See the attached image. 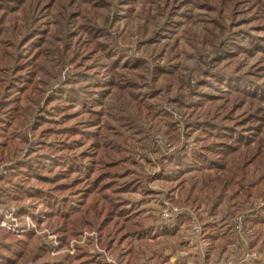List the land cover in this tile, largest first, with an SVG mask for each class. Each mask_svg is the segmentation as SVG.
Here are the masks:
<instances>
[{
    "label": "trees",
    "instance_id": "obj_1",
    "mask_svg": "<svg viewBox=\"0 0 264 264\" xmlns=\"http://www.w3.org/2000/svg\"><path fill=\"white\" fill-rule=\"evenodd\" d=\"M76 1L81 3L0 0V165L12 163L11 171L0 177L1 203L14 205L19 214L30 216L36 225L41 218L35 206L44 205L43 221L55 242L46 234L38 236L28 231L16 236L0 228V264H103L97 253H90L92 244L111 251L118 264H141L133 251L141 247L148 253L147 264H165L166 256L150 258L163 253L169 242L178 239L179 228L155 223L150 215L141 218L139 210L132 212L127 207L145 181L143 167L133 163L130 155L133 147L141 149L142 141L153 142L150 134L134 139L143 125L159 129L160 121L165 120L164 135L172 143L178 142L181 131L170 122L169 115H160V106L150 101L151 94L143 93V98L134 94L139 88L134 81L145 84L137 72L147 69L142 61L126 57L106 39V22L101 19L110 12L108 3L128 5L139 0ZM218 1L224 4L227 0H169L156 16L147 13L153 15L151 20H159L157 29L153 28L149 35L144 31L148 35L145 44L159 46L158 58L165 60L153 66V81L168 89L179 86V93L188 89V75L181 72L190 71L172 64L176 57L171 52L177 39L173 45H161V41L175 37L180 22L174 18L182 16L185 5L214 12ZM40 8L56 10L53 23L44 29L22 30L21 26L29 24ZM255 13L254 20L264 18V0ZM18 30L24 33L15 46L9 38L12 31L16 35ZM259 42L261 39L246 33H227L218 21H213L211 28H204L201 43L205 48L201 51L210 49L209 62L217 64L238 52L263 49ZM26 47L28 54L21 55L20 50ZM52 49L64 54L62 62L72 65V75L48 93L39 109L49 90L42 80L48 73ZM13 52H18L17 57ZM84 54V59H77ZM200 57L199 54L198 63ZM203 73L209 79L198 87H222L231 97L221 99L219 104V99L198 95L199 101L211 102V109L203 121L186 125L185 131L197 134V149L191 150L190 157L182 147L176 157L160 158L165 168L155 176L169 184L179 181V197H186L188 206L208 211L201 222L203 231L208 230L205 236L209 251L216 254L231 243L227 228H214L219 204L234 207L235 213L248 214L243 217L245 223L256 227L258 236L264 233V208L253 211L252 201L264 197V89L209 68ZM174 98L171 102L182 107L185 97ZM238 98L255 100L260 105L240 115L244 123L233 124L228 119L237 115ZM109 102L116 105L109 107ZM122 106L130 114L127 119L121 115ZM31 121L30 140L27 133ZM26 145L25 158L19 160L21 147ZM147 151L142 148L143 160L151 166ZM142 193L148 192L143 189ZM85 231L95 232L96 241L80 243ZM71 243L73 253L69 254Z\"/></svg>",
    "mask_w": 264,
    "mask_h": 264
},
{
    "label": "rangeland",
    "instance_id": "obj_2",
    "mask_svg": "<svg viewBox=\"0 0 264 264\" xmlns=\"http://www.w3.org/2000/svg\"><path fill=\"white\" fill-rule=\"evenodd\" d=\"M73 1H75L76 4L81 3L80 1ZM227 2L228 4H226ZM261 2L262 0L258 3L248 0H227L222 4L218 1V4L214 8V12L207 9L205 10L197 5H185L183 7L184 14L181 13L180 15L182 16H175V21L180 22L175 28L177 31L175 37L165 38L161 41V45L164 43L173 45L175 39H177L175 47H173V51L171 52V54L176 57V59L172 61V64L176 65V67L182 65L190 71L188 74L187 71L181 72L182 75H188L187 78H189L187 79L189 85L188 89L186 88V90L181 93H179L177 89L179 86H174L168 89L165 88L164 84H157L153 81L151 75L153 66L163 63L165 60L163 58H158L159 46L145 44L149 35L148 33H150L153 28L157 29L155 25H157V21L159 20L158 17L154 20H151L149 17L157 14L156 12L158 10L165 9L169 0H139L128 5H124L122 2L118 1L112 3L107 2L110 5V12L101 17V19L104 18V22H106V39L115 43L116 47L123 51L126 57L142 61L145 69H147L146 72H137V74L143 77L145 84L144 82L134 81V83L139 86L134 94L141 95V98H143V93L147 95L151 94L152 99L150 101L152 104H158V106H160V115H169L170 122L176 123L181 131L178 142L172 143L164 135L165 120L160 121L161 124L159 123V129L153 128V130H151L149 125H143V127H141L140 135L135 136L134 139H141L146 134H150L153 142L149 143L148 140L142 141L139 145L141 149H137V146L133 147V153L130 155V159L133 163L143 167L145 181L143 180L141 189L131 196L127 207L129 209L131 208L132 212L139 210L141 218L150 215L155 223L157 222L158 224H162L158 213L161 209L163 210L164 206L169 209L171 207V209H175L179 213L178 216L176 215L173 217L174 219L170 224L171 227L175 225L178 226L179 231L176 235L179 240L177 239L175 242H169V244L164 247V252H158V255L155 253L152 258H150L151 260L162 259L166 256L168 257V261L165 264H176V261L181 259H185L184 262L186 264H195L196 261H198L199 264H237L239 261H244L246 264H264V233L258 236L256 234V227L250 226V223H245L243 217H246L248 214L241 212L235 213V208L230 207V205L225 206L219 204L216 207L215 217L217 221L214 224V228H227L230 234L231 243L225 250L215 254L213 251H209L210 244L205 236L208 230L203 231L204 224L201 222V219L208 214V211L203 207L199 209L196 205L188 206L187 198L179 197V190L176 188L179 181L169 184L163 181V179H159L155 176L165 168V162H161L163 160H160V158L166 159L168 156L173 155L176 157L178 155L176 154L177 150L182 147H185L186 157H190L191 150L193 151V149H197V134L194 133L195 131L189 133L185 131L186 127H188L186 125L194 123L197 120L203 121V116L211 109V102L207 100L199 101L198 95L202 93L211 96V99H219V104L222 101L221 99H229L231 97L228 95L229 93L224 92L225 89L222 87H220L221 89L214 86V88H200V82L209 79H205V74L203 73L208 70V68L211 71L215 70L221 74L226 73L228 75H233V77L239 79L241 82L252 84L253 86L257 85L264 89V18H261L260 21L254 20L256 9ZM148 12H152L153 15H150L151 13L147 15ZM55 13V9L48 10L46 8H40L29 24L27 23L24 26H21L23 27L22 30H26V28L44 29L45 27L50 26L53 23ZM213 21H218L227 33L238 31L242 34H249L256 39H261V42H259L258 45L263 49L254 51L247 50V52H252L245 54L238 52L236 55L234 54L231 58H227L221 63H210L209 59L211 57V50L206 49L201 51L205 48L201 43V36L204 33V28L209 29L212 27ZM144 31L148 35H146ZM12 33L13 36H11L9 40L12 45L16 46L18 37H20V34L24 33V31L20 32L18 30L16 31V35L14 34V31H12L11 34ZM18 52H13V55L17 57ZM28 52V47L20 50L21 55H27ZM199 54L200 56L202 55V57H200L198 63ZM63 56L64 54L59 50L52 49V60L48 66V73L44 77V80H42L47 83V88H49V90L43 95L38 107L39 109L44 106V101L48 93L56 86L63 84L66 76L72 75V65L63 63ZM76 57L77 59H84L85 54ZM198 84L200 87H198ZM179 95L185 97L181 102L183 105L182 107L171 102L174 101V97H176V100H179ZM113 104L116 105L115 102H109L108 106H114ZM259 105L260 104L255 100H246L243 98L236 99L235 108L238 109L236 113L239 116L231 115L229 116L228 121L233 124L244 123L242 122L244 121V118L240 115L247 110L254 111ZM121 109H124L122 110L121 115L127 119L130 115L129 112H127L123 106ZM32 123L33 121L29 124V131L27 133V137L30 140ZM246 125H248V123ZM250 126L251 125H248V127ZM246 130H249V128ZM142 148L143 150H148L145 153L148 155L147 158L151 161V166L145 164L142 156ZM23 149L28 150V145L21 147V154ZM39 153L41 154V152ZM187 178L191 177L188 176ZM143 189L148 192L146 195L142 193ZM200 195L201 194L198 193V196ZM171 199L175 203L171 202ZM252 201H254L253 211H259L264 208V197H258ZM248 205L249 204H246L245 206ZM11 206L16 208L14 205H9L7 207ZM227 207H230V209ZM206 208L208 209V207ZM35 211L37 214H40L41 212L46 211V208L44 205L39 204L35 206ZM205 219L207 221L210 220L209 218ZM36 226L37 231L34 232V234L38 236L46 234L47 238L53 241V238L48 235L43 217L41 218L40 223ZM9 233L15 234L16 236L22 235L13 232ZM96 238L97 235L95 232L87 233L85 231L82 233L80 243L85 244L90 239L92 242H95ZM77 241L75 242L76 244L79 243L80 240ZM73 245L74 243H71L69 254L73 253ZM88 249L90 253L98 254L99 262L103 264H118L117 259L111 251L101 250L94 244L90 245ZM133 251L135 252L136 259L140 261L141 264H147L145 258L148 257V253L144 248H135Z\"/></svg>",
    "mask_w": 264,
    "mask_h": 264
},
{
    "label": "built area",
    "instance_id": "obj_3",
    "mask_svg": "<svg viewBox=\"0 0 264 264\" xmlns=\"http://www.w3.org/2000/svg\"><path fill=\"white\" fill-rule=\"evenodd\" d=\"M27 149H23L22 154L19 157V160L24 158ZM12 163H7L0 165V177L7 175L11 170ZM40 213V218L43 217V213ZM160 215V221L163 224L170 225L173 221V217L178 216L179 213L175 209H170L164 206L163 210L161 209L158 213ZM41 220V219H40ZM0 227L5 229L8 232H13L17 234H24L28 231H37V226L33 222L30 216H23L18 213L17 209L14 207H7L1 203L0 197ZM50 237V236H49ZM53 238V237H52ZM54 242V238H53ZM55 244V242H54Z\"/></svg>",
    "mask_w": 264,
    "mask_h": 264
},
{
    "label": "crops",
    "instance_id": "obj_4",
    "mask_svg": "<svg viewBox=\"0 0 264 264\" xmlns=\"http://www.w3.org/2000/svg\"><path fill=\"white\" fill-rule=\"evenodd\" d=\"M184 260H185V259L177 260V261H176V264H180V263H184V264H186V263L184 262Z\"/></svg>",
    "mask_w": 264,
    "mask_h": 264
}]
</instances>
